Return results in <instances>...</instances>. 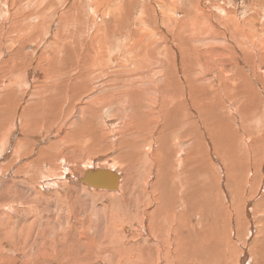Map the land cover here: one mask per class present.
<instances>
[{
  "label": "bare ground",
  "instance_id": "1",
  "mask_svg": "<svg viewBox=\"0 0 264 264\" xmlns=\"http://www.w3.org/2000/svg\"><path fill=\"white\" fill-rule=\"evenodd\" d=\"M21 1L25 3L24 0H15L10 4L7 0L10 8L6 10L5 23L1 24L0 22V117L9 113L15 119L0 124V137L6 133L11 135L10 141L0 140V150L2 151L0 158L2 157L3 160L12 151L11 154L14 156L19 155L13 160L14 163L21 157L28 156V150L23 147L22 132L27 127L24 120L26 104L33 97L36 99L35 114L34 121H31L30 125L41 132L39 134L41 137H34L33 149L29 153L35 152L36 145L38 142L41 143L42 136L47 133L56 131V141L51 142L48 145L49 148L48 146L39 148L36 159L27 167V171L33 174V181L28 184V188L37 198L39 192L33 189L35 187L43 188L44 185L39 183V174L35 170L44 162L47 173L56 175L55 178L48 179L45 183L51 184L54 191L60 195L67 191L65 199L59 202L66 203L71 200L70 194L73 188L67 185L73 183L76 184L75 187L78 184L83 190H91L88 195H85L88 198L92 197L96 202L101 200L109 204L112 209L113 223H121L119 229L113 230L114 236H119L123 244V247L113 250L98 249L89 238L93 226L92 220L79 222L82 219L79 220L77 217L82 213V210H76L74 206L66 207V213H71L70 222L71 220L75 222L73 227L82 229L79 238L82 241L81 246L83 249L86 246L87 250L81 251L83 254L87 253L89 258L87 257V260L84 256L83 259L74 258L77 256L75 253L72 260H68L69 262L66 261L69 255H64L62 260H58L57 257L50 259L44 257L37 264H106L111 257L116 258L115 264H145L148 257L142 251V245L157 249L156 264H210L208 260L218 261L215 251L205 249L212 245V238L216 242V248L220 255L218 264H264V115L260 116L262 122L257 132L248 135L245 129L241 128V123L237 124L235 121L234 114L240 116V112L237 113L239 109L231 102V98H235L228 90L229 84L227 85L226 80L224 84L227 90L223 99L220 95L215 94L223 91V83L218 85L216 79L211 82L214 87L199 89L198 92L203 94L205 100L201 110L193 93L189 90L180 92L182 96L172 100L173 91L170 92L159 87L153 91V88L150 87V72L153 74L155 70L153 69L154 63L148 55L143 58L134 57L128 61H119L117 58H113L114 54L109 55L111 42L106 41L108 33L102 32L104 24L94 29L91 36H87V40L80 42L79 40H82L80 37L84 36L81 35L79 38L76 36L71 20L68 24L71 32L62 24L65 31L51 34V30L45 31L46 29L40 28L41 25L37 26L36 21L33 24L29 22L27 29H24L22 24H25L30 17L25 14L27 12L24 11V8L27 7ZM2 11L0 10V12ZM43 11L42 7L40 12ZM0 15L2 17L3 14ZM46 15V12H43L41 18L44 19ZM61 15L60 20L63 17ZM191 17L190 24L194 25L197 30H199V24L206 25L208 22L202 16L203 22H197L200 18L197 14H192ZM54 23L47 22L48 27H52ZM235 23L236 21L233 22V24ZM26 30L31 33L28 34ZM42 42H47V46L43 49L41 48ZM30 43L37 45L34 53L31 52ZM227 48H223V54H219L217 58L203 56L202 53L200 56L210 58L213 64L222 65V68L225 61L233 60L234 64L239 63L241 59L239 56L233 59L224 53ZM217 49L219 48L216 46L215 50ZM39 52L41 54L37 55ZM160 53L164 52L160 51ZM185 53L181 50V56L186 59L196 55L198 51L193 48L188 54ZM28 58L31 60L26 63ZM174 60L176 64L178 54ZM66 62L68 69H64ZM128 62L135 69L130 68L131 64L129 65ZM157 64L160 66L163 64V69L166 66L167 70L169 68V71L165 73L162 72L164 70H158L154 75L157 79L164 77L165 80H168L171 71L178 69L177 66L172 68L164 59ZM56 67L58 71L64 69L65 73L60 75L63 88L59 82L55 85L72 94L68 98L62 99L59 107L60 113L57 114L58 119L56 123H53L55 117L53 112L58 111V105L55 104L57 90L51 85L53 71ZM192 69V64H187V66L185 64L182 66L181 72L187 74ZM183 74H181L182 79L187 81ZM199 74H202L201 68ZM241 74L234 73L235 79L242 76ZM26 75L36 78L33 87V91L37 90L36 92L24 91ZM227 75L229 76L224 71L225 79L228 78ZM89 83L94 88H89ZM119 86L123 88V91L119 89ZM241 99L245 103L252 101L243 95H241ZM119 104H124L123 109L129 110V113L122 119H116L119 117V113L116 111ZM94 109L97 110V113H90ZM203 110H206V113L203 114ZM247 110L248 108H244L243 112L248 113ZM78 114L84 124H81L76 137H72L70 136L72 133L70 127L73 122L77 121L72 119ZM135 114L139 117L137 124L131 119V116ZM103 116L112 119L108 122V126H99L98 129V121H101ZM227 118L229 124H226ZM177 125H183L190 131L178 130L176 129ZM93 126L95 127L93 128ZM227 126L237 133L242 132L245 136L240 135L246 144V151L239 149L237 151L242 152L240 154L245 158L246 163L240 161L245 168H241L238 163H232L237 166V169L217 163L219 181H216L201 170L210 162L206 161L201 166L199 164L202 129L204 128V139L210 141L208 130L212 135L215 130L223 131V128ZM89 128L95 130L92 131L93 136H80L84 132H90ZM171 128L174 131L171 132ZM163 129H166L168 133H160ZM162 137H165L164 144L158 145L157 141ZM188 137L193 141L192 145L185 142L188 145L187 148L178 147L179 140ZM239 139L235 137L231 140ZM155 146H158L159 149L156 151V157H150L149 152ZM136 152L139 157L135 155ZM102 155L109 156V160L105 163L108 167L118 169L124 174L121 183L120 175L111 173L113 176H118V185L116 184V188L113 190L103 188V191H98L96 190L98 187L85 183L87 174L95 175L99 171V165L95 167L94 163L98 159L97 157ZM224 156L222 155V158ZM212 157L216 160L214 155ZM75 158L78 159L77 162L83 166V170L86 172L81 178L77 176L75 178L74 171L69 169V166L74 164ZM140 158L142 162L150 166L149 171H137L142 178L147 176L143 184L142 182L134 183L135 170L138 168L136 162ZM172 169H175V172ZM161 170L165 180L163 185L158 187L152 183V180L159 178ZM241 170L244 171L243 175L241 178L238 176L237 178L235 174L240 175ZM8 173L9 169L6 171V176ZM21 176L26 178L22 174L16 173L11 176V179L0 180V183L13 184V180ZM58 180H62L64 184L55 185L54 183ZM236 184L243 186L242 191L238 193L245 195L240 206L236 205L237 191L231 190L232 186ZM133 185H136L139 193L143 194L142 199L137 201L133 199L135 194ZM214 186L217 187L219 198L208 192L204 193V190H210ZM74 198H72L73 201H78ZM30 202L34 204L33 200ZM133 202L141 205L135 209ZM120 203L126 206L125 212H122ZM43 205L41 203L38 205L29 204L27 215H32L35 210L43 208ZM62 210L65 213L64 208ZM2 211L6 215L2 214V218H7V222L10 224L12 218L19 217L21 214L11 206L2 208ZM133 211H136L135 219L125 216L126 212ZM10 224L8 226H11ZM13 226V229L18 227L17 224H13ZM40 226L43 224L40 223L37 226L33 219L30 225L24 221L21 230L24 232L33 231ZM3 227L4 224L0 221V229ZM186 228L189 231H186ZM6 231L7 229L3 234L4 239L0 241V251L2 252L0 260L4 264H8V262L21 264L23 255L19 250L22 247L30 248L28 245L31 246L32 240L22 236L11 238ZM188 232L199 233L200 241L196 247L185 246L188 242ZM9 240L11 247L8 245ZM180 249H183V252L177 254L176 252ZM235 259L237 260L235 261ZM64 260L68 263H65ZM27 264L36 263L27 261Z\"/></svg>",
  "mask_w": 264,
  "mask_h": 264
},
{
  "label": "rangeland",
  "instance_id": "2",
  "mask_svg": "<svg viewBox=\"0 0 264 264\" xmlns=\"http://www.w3.org/2000/svg\"><path fill=\"white\" fill-rule=\"evenodd\" d=\"M8 1L10 4H12V1L15 0ZM24 1L25 3L21 1L22 4L28 8H24V11L26 10L27 12L25 14L30 17L29 20L31 19L30 21H26L25 24H22L24 29H27V25L29 22L33 24L36 21L37 26L41 25L40 28H42L43 30L46 29L45 31H48V29L51 30V34H53L54 32L57 33V31H65V28L62 26V24L71 32V28L68 25L69 21L71 20V22H73L72 27L74 26L73 32H75L76 36L78 38L81 35L84 36L83 38L80 37V39H82L79 40L80 42L84 41L85 39L87 40V36H91V34L94 32V29H96L99 25L103 26L104 24L105 26L102 32H104L105 34L108 33V39L106 41H109L108 43L111 42L112 44H110L111 53L109 55L114 54L113 58H117L119 61H128L134 57L143 58L145 55H148L151 58V61L154 63L153 69L155 70L153 74L152 72H150V87L153 88V91L157 87L164 88V90H168L170 92L173 91L174 94L171 97L172 100L175 97L182 96L180 92L189 90L193 93L201 110L205 100L202 96L203 94L198 92L199 89L208 87L212 88L213 85L211 84V82L216 79L218 85L221 82L223 83V91L222 93L216 92L215 94L220 95L223 99L227 90L224 84V81L226 80L227 85L229 84L228 90L236 100H239L237 102L235 99L231 98L232 104H234L236 108L239 109L237 113L240 112V116H235V114L233 113L236 123H241V128L245 129L248 135L252 134L253 132H257V129L260 127L262 122L260 116L264 115V0ZM13 7L15 8V6ZM42 7L44 10L43 12H46L47 14L44 17L45 20L41 18L43 12L41 13L40 10L42 9ZM9 8L10 6L7 0H0V10H3L2 12H0V14H3L2 17H0L1 24L5 23V13L6 10H9ZM62 13L63 15H61ZM192 14H197V16H200L197 22H203L202 20H204L205 18V21H208L207 24H199V30H197L194 25L190 24ZM60 15L63 16L61 20L59 19ZM201 16L204 18H201ZM10 17L13 18L12 15H10ZM19 18L20 15L18 16V19ZM229 18L232 19V21H230ZM234 21H236L235 24H233ZM47 22L55 23L52 27H48ZM26 31L28 34L31 33L28 30ZM248 35H250V37H248ZM46 37L47 36H45V38ZM46 40L48 39L46 38ZM30 44L31 52L34 53L37 45H35L34 43ZM45 46H47V42H42L41 48L43 49ZM216 46L219 49L215 50ZM226 47L228 48L224 53L230 55L233 59H235L236 56H239L241 58L239 63L234 64L233 60L231 62L225 61L223 63L224 67L222 68V65L217 66L213 64L210 58L200 56V54L202 53L203 56H214L217 58L219 54H223L222 49ZM193 48L198 51L196 55H193L192 57L189 56L186 59L181 56V50L182 52H184V54H186L185 52H187L188 54L189 51ZM212 49H214L215 51ZM160 51L164 53L161 54ZM25 52L26 51L24 49V53ZM40 54L41 52H39L37 55ZM176 54H178V60L175 64L174 58ZM162 59L166 60L172 68H175L176 66L178 67L177 70L171 71L172 73L170 74L168 80H165L164 77L157 79L154 76L158 70H164L162 71L163 73L169 71V68L167 70V66L165 67V69H163V64L162 66L157 64V62H160V60L162 61ZM30 60L31 58H28L26 60V63H29ZM128 64L130 65L131 63L128 62ZM185 64L186 66L187 64H192L193 67V69L187 74H183L181 72V68ZM65 68L68 69L67 62L65 63L64 69ZM130 68L135 69L132 64ZM200 68L202 71L201 75L199 74ZM64 69L58 71L56 67L53 71L54 75L52 76L53 81L51 85L52 88L57 90V99L55 104L58 105V111L53 112V115L55 116H53V123H56L58 119L57 114L60 113L59 107L61 105L62 99H64V97L68 98V96L72 94L71 92H67L61 89L63 87L61 84L62 78L60 77V75H63L65 73ZM224 71L225 73L229 74V76H226L228 77L227 79H225L223 76ZM234 73H242V76H239L235 79L236 75H234ZM181 74L184 75L187 81H184L182 79ZM35 81V77L26 75L25 84L23 85L24 91L28 93L36 92L37 90L33 91ZM58 82L60 83L61 88L55 85ZM90 87L94 88V86L89 83V88ZM119 89L123 91V88L121 86H119ZM119 89L118 91H120ZM147 94H149V92H147ZM241 95L249 98L252 101L247 103L243 102L241 99ZM35 101L36 99L32 97L27 102L24 116L27 127L23 130L22 137L23 147L28 150V156L21 157V159H19L20 161L17 160L14 163L13 160L19 155L14 156V154H11L13 151H10L11 153L7 157L4 156L5 158L3 160L1 159L2 157L0 158V180L11 179V176L16 173L22 174L26 177L25 179L22 176L17 177L13 180V184L8 182H6L5 184L0 183V221L4 224V227L0 229V241L4 239L3 234L5 229H7L6 232L10 234L11 238L15 236H22L29 237L32 240L31 246L27 243H22L23 245H28L30 248H20L19 251L23 255L21 264H27V261H33V263L37 264L39 260L44 257L49 259L57 257L58 260H62L64 255H69V258L66 260L68 261L72 260L73 254L75 255V253L77 254V256L74 258H89V255L87 253L85 254L84 252L83 254V252L81 251L87 250L86 246H84L85 248L83 249V247L81 246L82 241L79 238V234L82 232V229L74 228L73 226L75 222L73 220H71L70 222L69 220L71 213H66V207L70 208L74 206L76 210H82V213L78 214L79 216L77 217L79 220L82 219L79 222H87L89 220H92L91 222H93V226L90 231L91 236H89V238L91 242L95 243L98 249H105V251H108L118 247H123L121 238L119 236L115 237L113 231L119 229V225L121 223H113L114 219L112 216V209L108 203L101 200H97L96 202L94 198L92 199V197L88 198L87 196H85L88 195L91 190H83L80 186H78V184L77 187H75L76 184L72 183L70 185H67L68 187L73 188V190L71 189L70 194L71 200L66 203L59 202L65 199V193L67 191H65L63 195H60L56 191H54L51 184L49 185L45 183L48 179L55 178L56 175L47 173L44 162L36 167L35 170L39 174V183H42L44 185L43 188L35 187V189H33L34 191L39 192V194H37V198H35V194H33V191L28 188V184L33 181V174L27 171V167L32 163L34 159H36L37 151L39 148H45L51 142L56 141V131H52L49 134L47 133L42 136L41 143L38 142V144L36 145L35 152H33L32 154L29 153V151L33 149L34 137H41V135H39L41 134V132L37 131L30 125V122L34 121V105L36 103ZM123 106L124 104L117 105L116 111L119 113V117H116V119H122L127 113H129V110H124ZM244 108H248L247 112H249H243ZM149 109L150 107L148 108V110ZM205 111L206 110H203V114L206 113ZM90 113H97V110L94 109ZM74 119H76L77 121L73 122L70 127L72 128V133H70V136L72 137H76L79 129L84 124L82 118L80 119V114L76 115L72 120ZM111 119L112 118H108V116H103L101 121H98V129L100 127H103L104 125L108 126V122ZM131 119L137 124L139 117L137 116V114H135L134 116H131ZM9 120L14 121L15 119H13L9 113L3 114L0 117V124H2L3 122L7 123ZM170 122L173 123L174 121ZM228 122L229 120L227 118L226 124H229ZM94 127L95 126H93V128ZM93 128H89L91 130L90 132H84L80 136H93L92 131H95L93 130ZM176 129L185 130L187 132L190 131L189 128H186L183 125H177ZM218 129L220 128L218 127ZM172 131L174 130H172L171 128V132ZM208 132L210 134V141L204 139V128L202 129L203 137L200 141L199 164L201 166L206 161L210 162L201 169L203 173H208L216 181H219V175L216 169L217 163L229 166L231 169H237V166L233 165L232 163H238L241 168H245V166L243 165L244 162L246 163L245 158L241 156L240 153L242 152L237 151L238 149L241 151H246V144L240 136L242 135L243 137H245L242 132L237 133L235 132V130L230 129L229 126L223 128V131L215 130L212 135L209 130ZM160 133L166 134L168 133V131L166 129H163ZM10 137L11 135L6 133L0 137V140L10 141ZM235 137H238L240 139L237 141H232L231 139ZM164 139L165 137H162L157 141V144H164ZM185 142L192 145L193 141L190 139V137L181 139L177 143L178 147L183 146L184 148H187L188 145H186ZM157 150H159L158 146H155V148L151 152H149V156L156 157ZM0 152L2 151L0 150ZM5 154L6 152L4 153V155ZM135 155L138 156L137 152ZM212 155L216 157V160L213 159ZM222 155H225L224 158H222ZM97 158L98 159H96L94 166L96 167L99 165V171L108 170L112 174L114 173L120 175L119 178L122 183L124 174L118 171V169H113L112 167H108L105 164L109 160V156L102 155ZM77 160V158L74 159V164L69 166V169L74 171L73 175H75V178H81L85 175L86 172L83 170V166L79 162H77ZM240 161H243V163H241ZM10 165L11 167H9ZM136 166H138V168L135 170L134 183L142 182L143 184L147 176H144L142 178L138 175L137 171H149L150 166L147 163L142 162L141 158L136 162ZM8 169L9 176H6V171ZM172 171L175 172V169H172ZM242 172L244 171L241 170L240 175H237L236 173L235 176L241 178V176L243 175ZM164 180L165 177L162 174L161 170L159 178L157 180L153 179L152 183H155L158 187H161L164 183ZM54 184L57 186H61L64 183L62 180H58ZM133 186L135 189L133 199L135 201L142 199L143 194L139 193L138 187L136 185ZM232 187L233 188H231V190L237 191L238 195L236 197V205L240 206L239 204L244 201L245 195L239 194L238 192L242 191L243 186L236 184ZM74 189L76 190V192ZM102 189L103 188H96V190L98 191H103ZM205 192H208L210 195L219 198L216 186H214L210 190H204V193ZM72 198L78 199V201L75 202L72 200ZM30 200H33L34 204H32ZM40 203L42 205L44 204L43 208L35 210L32 215H27L29 204L38 205ZM120 205L122 212H125L127 210L126 206L122 203H120ZM139 205L141 204H136L133 202V206L135 209L138 208ZM7 206H11L13 209H16L18 213L21 212L19 217L11 219V224L7 222V218H2V214L5 215V213L2 211V208ZM62 208H64L65 213L63 212ZM155 212L157 213L158 211L156 210ZM135 214L136 211L126 212L125 216L129 219H135ZM73 218L74 217H72V219ZM33 219L35 220V224L37 226H39L40 223L43 224V226H40L38 229L28 232H24L23 230H21L24 221L28 225H30ZM68 222H70L69 225ZM57 223L61 226H59ZM8 224H10L11 226H8ZM13 224H17L18 227L16 229H13ZM186 231L189 230L186 228ZM187 235L188 242L185 244V246H191V248L196 247L198 242L200 241L199 233L188 232ZM8 245L11 247L10 240L8 241ZM141 247L142 251L148 257L145 261V264H156V256L158 254L157 249L147 245H142ZM205 249L207 251H215L219 261L220 255L218 252V248H216V242L213 240V238L212 245ZM182 252L183 249H180L176 253L180 254ZM0 253L2 252L0 251ZM236 260L237 259H235V261ZM66 261L64 260L65 263L69 262ZM208 261L210 264H218V261ZM115 262L116 258L111 257L109 258V262H107L106 264H115ZM0 264L4 263L0 260ZM8 264L10 263L8 262Z\"/></svg>",
  "mask_w": 264,
  "mask_h": 264
},
{
  "label": "water",
  "instance_id": "3",
  "mask_svg": "<svg viewBox=\"0 0 264 264\" xmlns=\"http://www.w3.org/2000/svg\"><path fill=\"white\" fill-rule=\"evenodd\" d=\"M118 182V176H113L110 171H98L94 174H87L85 176V183L89 186H95L98 188H106L113 190L116 188Z\"/></svg>",
  "mask_w": 264,
  "mask_h": 264
}]
</instances>
